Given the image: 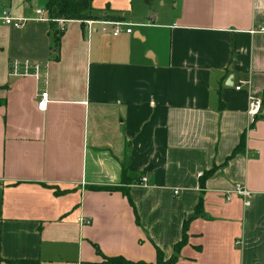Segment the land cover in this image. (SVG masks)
Returning a JSON list of instances; mask_svg holds the SVG:
<instances>
[{"label": "crops", "instance_id": "0c3cea01", "mask_svg": "<svg viewBox=\"0 0 264 264\" xmlns=\"http://www.w3.org/2000/svg\"><path fill=\"white\" fill-rule=\"evenodd\" d=\"M7 3L27 21L0 19V264H153L185 225L176 264H264V0H92L62 34L46 0Z\"/></svg>", "mask_w": 264, "mask_h": 264}, {"label": "built area", "instance_id": "2783aa9c", "mask_svg": "<svg viewBox=\"0 0 264 264\" xmlns=\"http://www.w3.org/2000/svg\"><path fill=\"white\" fill-rule=\"evenodd\" d=\"M35 18L40 21H47L54 23L57 26V30L60 34L64 33L66 30L67 23L69 22L67 19L64 18H58L54 20H49L45 14V11L43 9H36L34 11ZM46 16V17H45ZM0 19L2 23L5 26H12L14 28H20L23 26V23L27 21V19H15L11 16V13L8 10H2L0 13ZM85 24L91 28L93 25H100L101 29L100 31L102 33H108L112 37H118L122 33L125 34H131L132 30L127 26L126 24L122 22H94V21H85ZM260 32H264V30H260ZM35 71L37 72V67H35ZM245 82L239 81L237 86L234 88V91L239 92L241 90L242 85H244ZM40 101L37 105V109L39 111H44L47 105V94L43 93L41 94ZM262 106L263 101L260 97L257 95L250 94L248 97V103H247V125L248 129H253L257 120L259 119L261 112H262ZM203 173L199 172L197 174L198 177H202ZM147 179L141 178L139 180V185L146 187L147 185ZM236 195L240 196L245 206L249 205L248 199L250 198V193L242 186H235L234 191ZM174 195H177V191H174ZM81 224H89V220H84L82 218L77 220Z\"/></svg>", "mask_w": 264, "mask_h": 264}, {"label": "trees", "instance_id": "16d2710c", "mask_svg": "<svg viewBox=\"0 0 264 264\" xmlns=\"http://www.w3.org/2000/svg\"><path fill=\"white\" fill-rule=\"evenodd\" d=\"M92 0H46V5L44 7L45 14L49 20H54L58 18H64L68 21H83L89 20L92 18L93 8L91 6ZM60 37L61 35L58 34L57 31L52 33V44L53 50L55 52L58 51L60 45ZM264 97L262 98L263 101ZM1 105V102H0ZM237 150L235 151V153ZM126 179L123 178V182ZM200 207V205L198 206ZM197 207V213H198ZM186 225L183 227V237L181 241L173 247V254L172 257L166 259L163 253L156 249V258L153 264H176L177 256L181 250V248L186 244L187 237L185 234ZM10 264H28L26 262H19V263H10ZM99 264H145L142 262L133 263L129 262L123 258H105Z\"/></svg>", "mask_w": 264, "mask_h": 264}, {"label": "rangeland", "instance_id": "374dc122", "mask_svg": "<svg viewBox=\"0 0 264 264\" xmlns=\"http://www.w3.org/2000/svg\"><path fill=\"white\" fill-rule=\"evenodd\" d=\"M9 0H0V7H1V5H5V7H8V2ZM0 13H1V11H0Z\"/></svg>", "mask_w": 264, "mask_h": 264}]
</instances>
